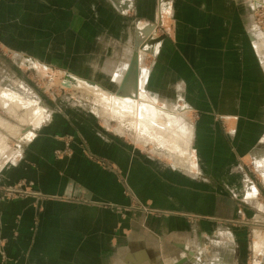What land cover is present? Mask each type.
<instances>
[{"label":"crops","instance_id":"obj_1","mask_svg":"<svg viewBox=\"0 0 264 264\" xmlns=\"http://www.w3.org/2000/svg\"><path fill=\"white\" fill-rule=\"evenodd\" d=\"M153 1L0 0V48L112 91L123 84L137 42L144 40L140 35L155 17L157 29L166 26L168 35L153 39L160 49L146 57V84L158 96L183 95L201 112L193 127L196 156L209 161L193 175L160 168L105 134L86 106L55 110L28 141L24 158L4 171L6 183L28 179L55 197L0 203L9 255L29 256L32 264H157L160 256L174 264L186 247L206 238L211 244L228 228L218 220L244 217L237 201L221 193L224 186L239 192V160L264 164V64L250 37L247 9L240 0H182L183 7L171 0L173 15L160 25ZM67 134L76 137L72 153L56 158L54 150L64 146L57 136ZM82 139L97 158L128 176L136 194L170 214L128 211L123 217L108 206L128 207L131 198L114 169L82 150ZM190 214L215 218L189 221Z\"/></svg>","mask_w":264,"mask_h":264},{"label":"rangeland","instance_id":"obj_2","mask_svg":"<svg viewBox=\"0 0 264 264\" xmlns=\"http://www.w3.org/2000/svg\"><path fill=\"white\" fill-rule=\"evenodd\" d=\"M161 1H164L168 8L167 15L164 16L165 18L163 20L161 19V16H159L161 12ZM172 1L154 0L152 2L153 13L158 16L157 18L160 25L161 23L166 25L169 18L173 15L174 3L172 4ZM240 1L244 3L243 7L247 9L248 17H250L249 26L252 27L250 30V37H252L255 50L264 64V0ZM179 2H182L180 5L183 7V1L180 0ZM172 19H170L171 24L174 22V19ZM151 22L154 25H150L148 28L149 33L150 31L151 33L154 32L156 38L159 35V38L162 39L168 35L166 26H160L159 29H157L155 17ZM172 39L175 41V37ZM144 40H146L145 36ZM144 40L141 42H144ZM138 50L139 43L137 42L132 59H134ZM157 52L158 50L154 55H151L155 57L158 54ZM30 61L32 62V60H29L27 57L22 58L21 55H16L10 51L8 52L6 49L0 48V94L5 90H10L21 98L15 106H12L13 109L10 108L11 110L0 106V117L3 118V122H0V203L20 198H34L41 200L55 198L36 190L34 187L35 183L28 179H21L15 183H6L4 171L8 166L18 165V163L24 158L25 146L30 139L36 138L38 130L41 129L40 127L44 123L48 122L50 114L55 110L64 109L66 106L69 107L70 105H77V107L80 105V107L86 106L90 109L88 111L92 112L95 116L99 126L105 131V134L120 139L121 142L131 148L132 152L137 151L138 153L143 154L150 164L157 163L160 168L168 167L174 170L178 169L182 170L186 175H193V173H200L199 167L203 162H205V164L209 162L205 159L204 161L203 159L199 160L196 156V148L198 145L196 146L194 143L193 127L195 118L198 119V115L200 116L201 112L193 111L189 103L186 102V97L183 95L178 94L176 97L158 96L149 92L148 81L147 84L145 83V89L147 88V91L151 95L158 98L167 109H171L178 114V117L180 118H176L178 123L176 124L177 126L175 125L177 130L179 128L181 131L185 127L189 125L191 126L189 147H191L190 152L193 150L192 153L195 157L194 161L187 159V155L185 158L181 157V151L177 152L175 150L176 148L174 149L175 145L166 141V139H168L167 134H162V136L160 133L156 134L155 132H152L150 128H148V125L140 126L142 124L139 123L143 117H139L141 119H138L133 118V115L114 113L117 105L116 103L118 102L117 99H122L129 103L133 102V97L124 93L121 83L119 84L117 91L108 90L99 85L104 90H107L108 93L110 92L109 94L113 96L111 100L104 102L74 86L72 84L74 79H69L71 75L65 74V76L62 72H56L47 65H41V63H28ZM130 65L131 63L129 64V67ZM142 65L148 67L146 61H144ZM128 70L123 80L124 83L127 80ZM76 80L77 79H75V81ZM88 82L95 83L93 81ZM138 99L141 100V95H139ZM38 115H40L41 119ZM22 118L25 119L22 120ZM32 118H39L41 121L36 124V126H28V124L33 123ZM23 130L31 131L32 134L25 135ZM57 137L63 141L64 146L54 150L55 157L62 158L71 155V144L75 142L76 137L70 134L58 135ZM160 140L162 142H160ZM80 146L88 157L90 156L91 159L96 162H99L98 160H100L102 167L109 170L114 169L120 175V181L124 185L125 193L131 198V205L128 207H121L109 204L108 206L118 211L121 216H127L128 211L136 212L144 217L155 216L160 218L170 214L169 210L156 206L155 202L151 199H144L136 194L129 185L128 176L124 175L123 171L112 163V161L104 158H97L90 150L86 140L82 139L80 141ZM169 147L172 148L169 149ZM221 156L224 157L225 152H223ZM247 161L248 159H246V163H243V161L239 160L235 167V169L243 175V183L238 190L239 192L237 195H234L235 192L232 193L229 188H226L225 186L223 187V184V190L221 193H225L237 201L239 209L244 212V217L233 220H218L221 223H224L228 228L217 232L216 235L218 236L212 237V239H217H214L211 244L206 238L199 242L197 241L194 246L186 247L183 253L184 257L178 260L173 259L174 264H178L179 262H181L180 264H264V239L260 242L262 246L260 250L263 251H261L259 259L256 258V235L259 233L264 237V164L262 165L255 162L256 167L262 174L261 175L254 164ZM220 163H223L221 166L223 167L226 162L222 159ZM248 179L253 182L254 187L252 188V193L256 191V193L251 196L249 194L251 190L248 191ZM217 183L221 182L218 180ZM243 208H248V211ZM186 217L189 221H192L193 219L215 218L205 214H190L186 215ZM36 222L38 224V218H36ZM2 229L3 218L0 209V264H20L22 263V260H24L23 264H32L29 256L23 257L17 256L16 254H8L6 249L8 240L3 236ZM14 234V237L18 236L17 232H14ZM181 260H183V262ZM164 261V257L160 256L157 258L156 263L168 264L167 261Z\"/></svg>","mask_w":264,"mask_h":264},{"label":"bare ground","instance_id":"obj_3","mask_svg":"<svg viewBox=\"0 0 264 264\" xmlns=\"http://www.w3.org/2000/svg\"><path fill=\"white\" fill-rule=\"evenodd\" d=\"M160 10L161 12L159 16H161V19L163 20L165 18L164 16L167 15V12H168L167 5L164 1H161ZM147 31H148V28L143 31V34L141 33L140 35L141 38L139 39H144V36H146L145 37L146 40H144V42L139 43V50L135 54L134 59H132L131 65L128 70L129 77L127 76L126 78L127 80L125 81V83L123 82L122 84L124 93L130 97H133L132 99L133 102L129 103V102L123 101L122 99H117L118 102L116 103L117 105L115 107L114 113H118V114L122 113V115L123 114L133 115L134 116L133 118H138V119H141L139 117H143L142 120H140L139 124H142L140 126L148 125L149 126L148 128H150V130L152 132H155L156 134H159V133L161 135L167 134L168 139H166V141L175 145L174 149L176 148L175 150L177 152L181 151V154H180L181 157L185 158V156L187 155L188 156L187 159L194 161L195 157H194V154L192 153L193 150H191L190 152L191 147H189V141H190L189 134L191 133V129H190L191 126L189 125L181 131L179 130V128L177 130L175 125L178 123L176 118H180L178 117V114H176V112L171 109H167L160 102L158 98L151 96L145 89V83H146L149 67H144L142 64L145 61V58L147 57V55L148 54L154 55L159 47V42H153V39L156 38V36H154L155 35L154 32L149 33ZM69 79L70 80L74 79L72 83L74 86L93 95L96 99L107 102L108 100H111L113 97L111 94H109L110 92L108 93L107 90H104L102 87H99L95 83L84 81V80L73 78V77L72 78L69 77ZM75 79L77 80L75 81ZM139 95H141V100L138 99ZM19 99L21 98L17 96V94H15L13 91L5 90L0 94V106L2 108H7L8 110H11L10 108H12L13 105L15 106V104H17V102L20 101ZM38 117L41 119L40 115H38ZM39 118L38 119L32 118L33 123L28 124V126L30 125L31 127L36 126V124H38L41 121ZM24 119L25 118H22V120ZM0 122L1 123L3 122L2 117H0ZM23 131L25 135L32 134L31 131H27V130L26 131L23 130ZM160 142L162 141L160 140ZM171 148L172 147H169V149ZM182 148L184 149V151ZM263 239H264L263 235L257 233L256 235V253H257L256 258L257 259H259L261 251H263V250H260L262 247L260 242Z\"/></svg>","mask_w":264,"mask_h":264},{"label":"built area","instance_id":"obj_4","mask_svg":"<svg viewBox=\"0 0 264 264\" xmlns=\"http://www.w3.org/2000/svg\"><path fill=\"white\" fill-rule=\"evenodd\" d=\"M71 154V153H70Z\"/></svg>","mask_w":264,"mask_h":264},{"label":"water","instance_id":"obj_5","mask_svg":"<svg viewBox=\"0 0 264 264\" xmlns=\"http://www.w3.org/2000/svg\"><path fill=\"white\" fill-rule=\"evenodd\" d=\"M183 262V261H182Z\"/></svg>","mask_w":264,"mask_h":264}]
</instances>
